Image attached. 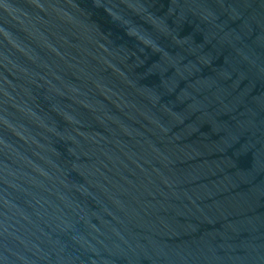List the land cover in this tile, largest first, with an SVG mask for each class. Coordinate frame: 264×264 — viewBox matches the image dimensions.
<instances>
[{"label": "water", "instance_id": "1", "mask_svg": "<svg viewBox=\"0 0 264 264\" xmlns=\"http://www.w3.org/2000/svg\"><path fill=\"white\" fill-rule=\"evenodd\" d=\"M0 264H264V0H0Z\"/></svg>", "mask_w": 264, "mask_h": 264}]
</instances>
